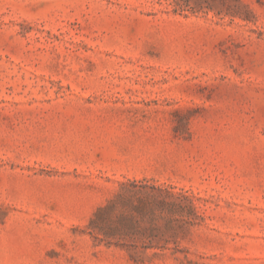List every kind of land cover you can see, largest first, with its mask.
Here are the masks:
<instances>
[{"label":"rangeland","instance_id":"1","mask_svg":"<svg viewBox=\"0 0 264 264\" xmlns=\"http://www.w3.org/2000/svg\"><path fill=\"white\" fill-rule=\"evenodd\" d=\"M0 264H264V0H0Z\"/></svg>","mask_w":264,"mask_h":264},{"label":"trees","instance_id":"2","mask_svg":"<svg viewBox=\"0 0 264 264\" xmlns=\"http://www.w3.org/2000/svg\"><path fill=\"white\" fill-rule=\"evenodd\" d=\"M120 186L122 187L121 189L124 190L128 195L130 196H137V195H140V194H144V188L145 187H140L138 186L135 182H125V183H121ZM151 189H155L154 187H151ZM123 193V192H122ZM120 195L122 194H119L118 196L120 197ZM122 197V196H121ZM129 198H132V197H129ZM161 204V205H160ZM159 205L161 207H164V206H167L165 203L161 202L159 203ZM111 207V205L109 206H105V207H102V208H99L95 214V217H97L98 215H101L102 213H104L105 211L109 210ZM91 223L93 224V226H96L95 225V220H92ZM99 232H101V234L105 237V238H113L116 234V232L120 231V228L118 226H115V227H111V226H102V227H99Z\"/></svg>","mask_w":264,"mask_h":264}]
</instances>
